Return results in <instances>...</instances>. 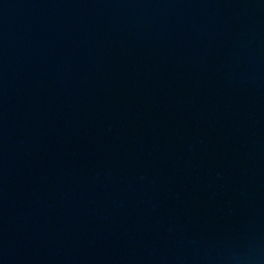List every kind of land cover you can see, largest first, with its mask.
Returning a JSON list of instances; mask_svg holds the SVG:
<instances>
[{"label":"water","instance_id":"water-1","mask_svg":"<svg viewBox=\"0 0 264 264\" xmlns=\"http://www.w3.org/2000/svg\"><path fill=\"white\" fill-rule=\"evenodd\" d=\"M0 264H264V0H0Z\"/></svg>","mask_w":264,"mask_h":264}]
</instances>
